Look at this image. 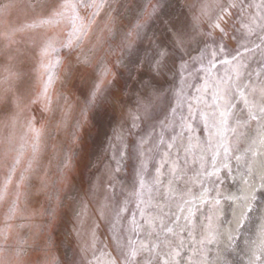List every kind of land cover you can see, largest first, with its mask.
I'll list each match as a JSON object with an SVG mask.
<instances>
[{
  "label": "snow or ice",
  "instance_id": "snow-or-ice-1",
  "mask_svg": "<svg viewBox=\"0 0 264 264\" xmlns=\"http://www.w3.org/2000/svg\"><path fill=\"white\" fill-rule=\"evenodd\" d=\"M171 2L167 0L164 4L144 5L124 3L119 5L124 10L120 12L113 7V0H23L22 4L18 0H0V54L4 57L0 64V104L20 106L23 73L16 65L19 52L17 46L21 42L18 34L39 28L44 29L39 40L31 39L29 42L36 47V70L41 86L37 98L43 99L45 110H51L53 97L59 99L60 94L55 91L56 83L65 82L79 65L92 68L98 73V82L85 98L83 115L86 117L88 110L95 107L101 98L114 113L119 111L123 114L127 104L126 93L116 88V73L106 62L105 56L100 54L103 41L98 37L97 42L86 50L94 34V26L98 25V18L103 15L104 28L100 31L116 38L117 18L135 14V23L121 37L120 48L121 51H129L128 63L133 65L137 73L143 75L142 70L147 66L148 72L153 74L147 82L140 80L147 91L154 87L156 76L163 72L172 59V50L163 43L154 44L152 55H145L141 59L140 48L135 45L142 34H147L149 22L157 19L160 21L172 38L176 50L181 49L185 42L186 32L178 25L177 17L166 11ZM17 8L34 12L38 10V15L30 24L14 26L8 17ZM192 19L197 25L206 23L211 29L207 33L209 36L217 30L226 36L229 27L239 32L245 52L260 51L261 66L250 70L249 63L239 52L228 58L223 44L215 48L205 46L200 57L193 58L202 62L201 70L205 73L203 84L197 88L195 100L196 111L208 133L207 139L201 141L195 136L191 124V103L188 106L189 116L180 117L179 131H174L169 140L166 141L163 134L157 139L152 132L141 136L135 145V151L142 158L137 172L138 187L130 194L135 198L139 219L133 213L127 226H122L130 201L126 199L122 205L112 206V197L105 195L103 201H97L96 211L101 219L111 224L112 250H109L107 244L100 247L97 237L99 225L94 219L88 223L91 212L88 202L81 198L75 216L80 226L75 230L76 236L80 241L79 250L83 254L80 264H208L206 245L215 240L213 214L209 208V214L204 217L207 223L203 225L206 233L202 234L198 229L203 222L198 223L197 213L202 207L212 205L214 198L211 196L212 189L204 186V179L218 175L221 169L229 168L225 161L231 159L234 144L240 143L237 135L239 129L255 124L256 135L260 142H264V0H201L198 14H194ZM253 37L259 39L260 43L257 44ZM249 43L252 44L251 48L247 47ZM63 51H67L69 56L66 65L64 57L60 55ZM220 55L225 58L218 60ZM206 57L207 65H204ZM217 63L223 66L222 74H214ZM116 67L127 68L128 65L117 60ZM186 68L187 65L182 62L181 72ZM109 76L111 79H108ZM177 96L179 104L183 99V89ZM141 107L138 102L137 111ZM176 111L175 107L172 108L174 125L177 123ZM127 115L132 121V127H137L136 122L141 117L131 110ZM0 126L7 129L6 134H0V169L5 170L0 175V203H8L0 222V264H23L26 246L30 245L20 230L30 225L16 221L28 218L25 216V206L21 205V199L26 200V192L22 189L30 180L34 166L38 165L44 129L37 128L31 119L19 122L16 114ZM114 139L118 143L110 145L113 150L112 160L116 164L115 171H119L124 155L122 148L127 146L123 144V137L119 133H114ZM257 142V139H253L243 153L235 156L236 161L243 160L249 153L256 156L258 153L251 145ZM161 145L166 150L158 151ZM221 151L224 159H218ZM153 154L160 157L154 166V175L148 173V163L153 159ZM189 157H192L194 164L199 163V170L193 175H188ZM71 167L72 157L69 155L62 164L60 182L67 180L64 170ZM182 180L186 190H181ZM194 184L200 185L199 194L188 187ZM257 192H260L259 196ZM262 197L264 184L249 193L238 225L240 230L248 225V231L251 232L254 221H261L255 225V238L246 240L250 253L248 264H264V214L259 217L253 215L257 201L264 204ZM219 203L220 200L215 199V204ZM89 254L91 259H88ZM45 255V264H61L55 255L49 258L47 251Z\"/></svg>",
  "mask_w": 264,
  "mask_h": 264
},
{
  "label": "rangeland",
  "instance_id": "rangeland-1",
  "mask_svg": "<svg viewBox=\"0 0 264 264\" xmlns=\"http://www.w3.org/2000/svg\"><path fill=\"white\" fill-rule=\"evenodd\" d=\"M18 3L22 4L23 0H18ZM124 3L164 4L167 3V0H113V7L123 12L124 10L119 8V5ZM200 3L201 0H172L166 9L171 15L177 17L178 25L186 32L185 42L181 49H175L172 38L166 33L158 19L150 21L146 29L147 34H142L141 38L136 41L135 46L140 48L141 59L145 55H152L154 44L163 43L172 50V59L168 61L163 72L156 76L154 87L147 91L143 88L140 80L143 79L147 82L149 76L153 74L148 72L147 66L142 70L143 75L137 73L133 65L128 63L129 51H121L120 48L121 37L135 23V14L117 18L116 38L100 31L104 28L103 15L98 18V25L94 26V34L91 42L86 45V50L97 42L98 37L103 41L100 45V54L105 56L106 62L116 73V88L120 89L122 93H126L127 104L123 114L119 111L114 113L101 98L95 107L88 110L86 117L83 115L85 98L94 84L98 82V73L92 68L79 65L65 82L56 83L55 91L60 94L59 99L53 97L51 110H45L43 99L37 98L41 86L38 81L39 73L36 70V47L29 42L31 39L38 41L44 29L38 28L18 34L21 42L17 46L19 52L16 65L23 73L20 83L21 101L19 107L13 104H0V124L7 121L11 115L16 114L19 122L31 119L37 128L44 129L38 165L34 166L30 180L22 189L26 192V200L22 198L21 205L25 206V216L28 218L16 221V223L30 225L20 230L21 235L29 240L30 245V247L26 246L22 257L23 264H45L46 251L49 258L55 255L60 259L61 264H69V262L80 264L83 254L79 250L80 241L76 236L75 230L80 226L76 223L75 216L79 211L81 198L88 202L91 212L88 223L90 224L94 219L99 225L97 229L99 246L103 247L104 244H107L109 250H112L111 224L99 217L96 211L97 201H103L105 195H110L112 197L111 204L115 206L122 205L128 199L130 202L128 211L124 213L126 220L121 222L122 226H127L133 213H136L137 219H139L135 198L130 196L138 187L137 172L142 159L135 151V145L141 136L149 132H152L157 139L160 134H163L165 140H169L174 131H179L180 117L189 116V103L193 106L191 124L195 129V136L199 137L201 141L207 139L208 133L199 112L196 111L195 100L198 95L197 88L203 84L205 73L201 70L202 62L199 59H193L200 57L201 50L205 46L215 48L223 44L228 58L239 52L242 58L249 63L250 70L258 69L261 66L260 51L245 52L242 46L244 41L239 32H234L229 27L226 36H222L218 30L209 36L207 33L211 29L206 23L197 25L193 21L192 17L194 14H198ZM37 15L38 10L34 12L17 8L11 12L8 21L14 26H23L32 23ZM164 18L168 19L167 16ZM253 39L257 44L260 43L259 39L255 37ZM247 47L251 48L252 44H247ZM60 55L64 57L66 65L69 60L67 51L61 52ZM74 56L75 53L72 54L73 58ZM224 58L223 55L217 57L218 60ZM3 60L4 57L0 54V64L3 63ZM117 60H121L128 67H116ZM182 62L187 65L183 72L180 70ZM203 64L207 65V57L203 60ZM222 73L223 66L217 63L214 74ZM181 76H183V82H181ZM108 79H111V76ZM181 89H183V99L178 104L177 93ZM138 102L142 105L139 111H137ZM174 107L177 109L175 125L172 124V108ZM129 110L141 117L136 122L137 127H132V121L127 115ZM6 132L7 129L0 126V134H6ZM114 133H119L123 137V144L127 146L122 148L124 155L119 171H115L116 164L112 160L113 150L110 146L118 143L114 139ZM237 135L240 137V143L234 144L230 160H233L236 151L240 152L241 146L245 144L243 141L245 133L242 128L238 130ZM235 139L233 137L234 141ZM164 150H166L165 146L161 145L158 151ZM69 155L72 157V167L64 170L68 178L64 182H60L62 164L65 157ZM181 156H183L182 151ZM159 158V155L153 154V159L148 163V173L155 174L154 166L157 165ZM218 159H224L222 151ZM188 167L190 169L188 175H193L199 170V163L194 164L192 157H189ZM4 171V169H0V175H3ZM209 171H211V167H209ZM220 172L218 175L205 178L204 186L212 189L213 197H217V193H219L217 198L223 199L226 194L236 189V183H232L228 170L221 169ZM186 179L187 177H185ZM53 181L56 183H52ZM180 186L181 190H186L183 180L180 181ZM188 187H191L196 194H199L201 190L199 184L188 185ZM213 205L204 206L197 213L198 223L203 222L198 229L199 233H202L203 225L207 223L204 217L209 214V208L212 210L214 219L219 215ZM7 208V201L0 203V222H2ZM225 209V213L228 215L227 204ZM260 212L261 208L257 202L254 216L259 217ZM213 244L214 242L206 245L209 256L212 254ZM232 252L233 247L228 252L230 259H224L221 264H225V261L227 264H248V258L244 255L240 257L237 254L231 256ZM113 254L115 253L113 252ZM88 259H91L90 254Z\"/></svg>",
  "mask_w": 264,
  "mask_h": 264
},
{
  "label": "bare ground",
  "instance_id": "bare-ground-1",
  "mask_svg": "<svg viewBox=\"0 0 264 264\" xmlns=\"http://www.w3.org/2000/svg\"><path fill=\"white\" fill-rule=\"evenodd\" d=\"M255 128V124L249 128H242L245 133V137L243 138L245 144L241 146L242 148L240 152L236 151L233 160L228 161L229 168H225L229 171L232 183H236V189L226 194V197L223 199H219L220 203L218 205L215 204V199L217 197L211 195L214 198L212 204H214L219 215L215 219L213 218L212 222L215 232V240L213 241L212 254L210 256L207 254L208 264L223 263L224 259L229 258L228 252L232 247L233 252L231 253V256L237 254L240 257H243L244 255V257L248 258L247 261H249L250 253L246 240L255 238V225L260 224L261 221L259 219L255 220L251 232L248 231V225H245L244 230H240L238 225L246 207L249 193L253 188H260V186L264 184V142L259 141ZM247 138L248 140H246ZM253 139H257L258 141L256 144L251 145L253 150L258 154L253 157L251 153H249L243 160L239 162L236 161L235 156L243 153L245 148L249 147ZM220 173L221 172H219V174ZM257 195L259 196L260 192H257ZM262 199H264V197H262ZM257 202L259 203V208H261V216V214H264V204L259 201ZM197 204H199V202H197ZM226 204L228 215L225 213ZM204 233H206L205 227H203L202 230V234Z\"/></svg>",
  "mask_w": 264,
  "mask_h": 264
}]
</instances>
